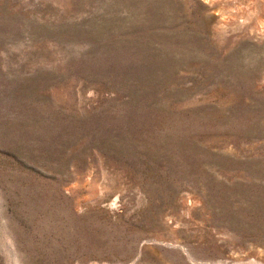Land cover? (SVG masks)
<instances>
[{
    "label": "rangeland",
    "instance_id": "rangeland-1",
    "mask_svg": "<svg viewBox=\"0 0 264 264\" xmlns=\"http://www.w3.org/2000/svg\"><path fill=\"white\" fill-rule=\"evenodd\" d=\"M0 264H264V0H0Z\"/></svg>",
    "mask_w": 264,
    "mask_h": 264
}]
</instances>
